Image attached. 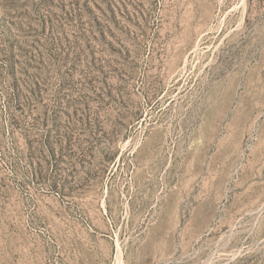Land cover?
<instances>
[{"label": "rangeland", "instance_id": "obj_1", "mask_svg": "<svg viewBox=\"0 0 264 264\" xmlns=\"http://www.w3.org/2000/svg\"><path fill=\"white\" fill-rule=\"evenodd\" d=\"M0 264H264V0H0Z\"/></svg>", "mask_w": 264, "mask_h": 264}, {"label": "trees", "instance_id": "obj_2", "mask_svg": "<svg viewBox=\"0 0 264 264\" xmlns=\"http://www.w3.org/2000/svg\"><path fill=\"white\" fill-rule=\"evenodd\" d=\"M57 186V184H55V182H54V187H56Z\"/></svg>", "mask_w": 264, "mask_h": 264}]
</instances>
